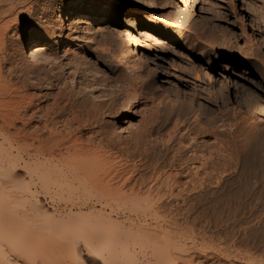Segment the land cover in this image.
I'll return each mask as SVG.
<instances>
[{"label":"bare ground","instance_id":"1","mask_svg":"<svg viewBox=\"0 0 264 264\" xmlns=\"http://www.w3.org/2000/svg\"><path fill=\"white\" fill-rule=\"evenodd\" d=\"M152 2L154 3V0L150 3ZM147 3L148 2H144L140 6H136L127 2V0H80V5L75 6L67 14H64L62 21L66 22L70 19V17H80V27L76 26L75 29L74 27H71L70 24L67 29L75 31L80 29L77 32H80V38H82V36L85 34H90L93 24L100 22L103 18H105V20L106 18L111 19L112 24L118 26L121 24V17L126 18V16L129 14H132L135 17L144 16L143 11L147 10L145 9ZM107 5H110L108 6L110 7L109 9L105 8ZM148 5L151 7L153 6L149 3ZM32 9V7L29 8V10L34 12V9ZM203 18L206 17L204 16ZM66 27L67 26H65V28ZM60 28L64 29V27ZM6 31L5 27L4 29L0 28V44H3L4 42ZM50 32L51 35L46 38L28 41L26 47H19L25 62L44 60L51 51L55 50V48L61 44L58 37L60 34H57L56 32L52 33V30ZM263 38L262 41L264 40ZM194 40L195 39H193V41ZM202 41H204V39H202ZM259 41H261V38ZM206 42L207 47L209 45L212 49L219 45L216 41L214 42V39H208ZM193 46L195 49L201 48V44L199 42H195ZM88 47L89 46L87 44L80 42V54L83 55L85 52L84 48ZM232 55L217 54L216 56H213L211 53L208 57L212 58L215 64L219 65L220 59L223 57H225L227 60L234 59V56ZM82 57L84 56H80V65L83 64V66H85L82 62L84 61V58L82 59ZM199 59L203 60L204 57L199 56ZM125 60L120 62L123 69L119 70L120 67L118 69L121 72L120 84L117 83L118 86L116 84L111 85L113 83H109L111 85L110 86L107 85L106 82H104L106 83L105 85H102L99 82L100 79L95 77L98 79V83H100L98 85H102L99 87L91 71V78L92 80L94 79V83L89 82L91 79L89 76V80L87 79V76H83L86 80H88V82L84 78H80L81 80L84 79L88 84L84 86L86 88H83V91L80 90V95L82 93L83 94L82 97H80L82 103L79 101L81 104H77L78 109H81L79 110V113L77 108L75 109L77 110V113L74 111V114L71 115V117H69V115L64 112L69 117L68 119L66 117L65 120V115L62 113V115H64L62 116L59 110L65 111L66 107H63L64 109L61 108L63 106L62 104V106L57 107V104L59 103L58 100V103L55 101V104L57 103L56 105H53L54 102H52L51 107L48 108L52 109L55 108V106L59 108L55 109L60 113L58 111L56 112L59 113H57L59 116H62L60 119L62 120L63 118L64 121L62 120L63 122H61L55 119V115L57 114H54L55 118H53V114L46 115L47 119L45 123L42 122V127L43 130L45 129L44 131H46L47 135L44 134L45 132H43L44 135L40 133L43 130L42 127H37V122L34 124L37 128H32L33 130L30 134L28 133V135L26 133L22 134L21 132H17V134L14 135L10 132H5L6 126L0 127V264H19L17 261L11 259L14 256H8L11 255L10 253L13 252V250V253H16L15 258L17 256L16 259L19 258L18 260H21L23 257V259H26V261L29 260V263L32 261V264H178L179 261H193L192 259L190 261L191 254L187 255L188 257L190 256L189 258H187V256L185 258V255L187 254L186 250L188 249L186 248L187 243L183 240L185 238H183V236H185V233L182 234L183 232L181 233L182 236L178 234L175 235V237H172L170 235L172 234V231L170 233L166 228L161 231H158V228H156L157 231L156 229L154 230L156 232L151 230L148 231L147 228L146 231L144 230L145 226L143 227L142 225L137 226L140 227L139 229L131 228L132 225L128 226V228H125L121 226L119 221L112 220L108 216H99V218H96L95 214L94 217L91 212H88V215H92L95 218L94 220H91L92 217H85L87 213H83L82 211L81 213H83L85 216L82 215L84 219H82V217L80 220V210L78 212H73L74 215L72 212L69 213L71 211L69 210L67 214H63L61 218L62 220L60 221L57 220L59 218L57 217L58 215L56 216L57 219L55 220L62 227L65 225L63 222L68 225L67 227L63 228L59 225L61 230H65L63 232L65 235L61 237L60 235H62V232L59 236L56 234L59 237V239L57 237L56 240H52L53 237L50 238L51 235L53 236V234L50 233V235H47L44 231L45 235L49 236V238L46 237V239L52 240V243H50V240L49 243L41 241L38 242L37 240L32 241L33 237L31 236H35L36 233L33 231L35 229V231L38 233L39 230L36 228L43 226V223L41 224L42 226L39 225L43 219L36 221L31 218L33 221H40V223H35L36 228H32V224H27L31 226V229L29 226L28 227L30 230L33 229L32 231H26L22 227V230H17L20 228L18 226H25L26 224L24 223H27L26 219L22 220L21 217V219L18 218L22 213H24L22 210L25 209H22V207L25 204L30 203L34 210L37 209L35 211H40L42 206H38L37 203H40L41 196L50 197L51 200L61 198L64 200L63 198L68 197V199H70L72 195L79 197L81 193L79 195H74L75 191L76 193L78 192L77 190H80L82 193H84L80 195L81 197L87 195L88 197L93 198V196H95L96 198L98 197L100 199H104L105 201H112L114 203H118L119 205H124L132 212L143 211L146 213L150 207V209H152V205L154 203L162 199L176 201L183 200L191 202L192 200L222 198L224 201L228 200L229 202L227 201V203H230L231 199H235V197H239L244 201L252 199L256 202L254 209H251H253V212L257 214V223L259 224L257 229L259 230L258 234L260 233V239L258 241L261 242V240H263L261 230L264 225V138L262 137V132L259 133L260 130H257L256 126H254L255 124L252 125L249 123V126L247 127V133L244 135L245 137L242 136L243 138L240 137L241 139H238V137L241 135V131L239 134H237V123H234L232 119H229L228 115L226 117L225 114L220 118H218V116L215 119H211V122L208 123V125H203L202 121H199V118H197L198 120L195 119L193 122H191V124H194H188V126L190 125L191 127L187 126L188 128H186L184 122L181 125V122L179 121L182 119L180 114L183 115V110L182 113L180 111L181 107L180 109L179 105L178 107L177 105H173L171 107L173 103H170L168 105H170L171 108H169L167 105H165L166 103L164 104V100H161V97L163 96L160 95L163 93L162 89L160 90L158 88L154 80L156 77L153 78V76H155L154 72L153 76L150 74V72L149 74L151 76H148L147 73H144L148 76L146 78L145 75L141 74L142 72H140L142 68L139 70L138 66L136 67L134 62H132L134 64L131 63L130 59H128L126 62ZM190 60L191 61L188 63L190 64L188 66V68L190 67V70L188 69V76H191L190 74L193 72L198 74L199 71L196 70L203 67L202 61L196 60L195 58H191ZM231 60H229V62H231ZM81 67L82 66H80V70ZM85 71L80 72L84 73ZM150 71L152 73L153 70L150 69ZM212 71H216V68L213 67ZM90 72L88 71L89 74H91ZM202 72L200 73L203 74ZM244 72L248 77L253 76L254 73H257L259 77L261 76L262 79H264V70L258 71L252 69L249 72L244 70ZM196 73L193 74L196 75ZM85 74L86 73L83 75ZM118 76L117 78H120ZM213 78L211 77V80ZM183 81L188 82L186 79H182V83ZM257 82L262 85L260 81L257 80ZM230 85L231 84L229 80L215 78L210 87L207 88L211 100L213 99V101H216L218 98H220V100L223 99L227 101L229 98ZM114 86H117L118 88H113ZM183 87L186 89L185 84H183ZM168 89L163 92L168 91ZM202 90L204 89L202 88ZM257 90L258 89L255 90L253 88L251 91L248 89L239 90L243 96H246L244 101L248 109L251 111L254 107L259 105L260 101H262ZM14 92L15 95H17L16 91L6 90L5 86H0V103L2 102L5 104L4 102H6L12 106L14 104L25 102L27 95L22 93V95H19L21 96L19 99L17 98L18 96H14ZM196 93H199V91ZM46 94L45 96L49 95ZM60 95L61 94H59V96ZM62 95H64V93ZM31 96L33 95H30V97ZM65 96H63V98ZM67 97L70 98L69 96ZM67 97L64 99L68 100ZM159 97L161 99H159ZM59 98L61 99L62 96ZM71 98L73 99V97ZM29 99L33 103L32 99L35 98ZM238 101L240 102L239 99H237V102ZM122 102L123 104H126L124 110L125 112L121 110L123 108H120V104H122ZM27 103L25 102L26 105ZM70 103L72 104L71 101ZM76 103L78 102L76 101ZM76 103L74 102V104ZM29 104L31 105L30 102ZM65 104L67 106L69 103L66 102ZM162 104L165 107L167 106L169 110L171 109L170 112L165 116L162 114V112H164L163 110H165L162 108ZM80 105L81 108H79ZM69 107H71L70 104ZM200 107L201 106L199 105L198 108ZM25 108H27V106L24 107V109ZM35 108L36 110L40 109L36 107V104ZM135 108L139 109L137 110L138 113H140L139 115H141V120L139 118V122H135L133 119V116H136L137 113L135 112ZM200 109L203 108L201 107ZM35 111L32 115L36 114ZM47 111L49 112V110ZM47 111H45V113ZM166 111L167 110H165V112ZM68 114H71L70 111ZM15 115L18 117L17 115H19V113L17 112ZM124 115H127L128 117L127 122L124 120ZM5 116L1 115V117L4 118ZM59 116L57 118H59ZM175 116L176 118H174ZM12 117L14 116H11V118ZM20 118L23 119V117ZM37 118L33 119L37 120ZM39 118L38 120L41 121L42 119ZM44 118L45 114L43 119ZM26 120L27 119H25V121ZM173 120L175 122H173ZM26 123L23 124L25 125ZM166 129L169 130L167 131ZM29 131L30 130H28V132ZM165 131L167 132L166 134L163 133ZM24 132L26 131L24 130ZM225 136L228 137V140L224 138ZM23 137L31 139L33 142H31L32 150L28 151L22 149L24 146L21 148L20 144L18 145V142H20ZM25 138H23L22 141H24ZM152 157L153 160H151ZM20 165H22L23 168L25 167L27 173L29 174V178L25 179L22 177V179L19 177V180L22 179L20 183H16L18 179H16V181L13 179V181L16 183V185L13 184L14 186L10 185L12 183L9 184V182L13 181H7V184L10 185L9 187L13 188V190L10 188L9 190L8 185L5 184L6 181L4 180V182L2 177H7L9 173H12L11 171L20 168L18 167ZM142 167L150 168V171L153 175L152 177L149 176L151 179L147 177V179H149L147 180L146 177L143 176L144 173L142 172L143 169L141 170ZM9 176L12 177V175ZM162 185L165 186L164 189L162 188ZM215 188L220 189V193L217 190L214 191ZM7 189L9 191H7ZM88 197L85 198L88 199ZM77 199L79 200L80 198ZM241 200L240 202H242ZM136 212L134 214H136ZM46 213L47 211L44 214L41 213L42 216L36 213V216L38 219L39 216L42 218L43 216L48 217V215H45ZM75 213H79L80 216H77L78 214L76 215ZM99 213H97V215H99ZM103 214L102 212L100 213V215ZM108 214L111 215V212ZM244 214H246L245 211L243 215ZM1 215H5L4 218L11 215V222H5ZM15 215L19 216L17 217ZM46 217L44 220H46ZM51 218H53V216ZM189 218L190 217L188 216V219ZM7 219L9 220V218ZM19 219L24 223L21 222L22 225L16 224V226L14 223L16 220L19 221ZM185 219L183 221H185ZM70 222L74 223L69 224ZM8 223L10 224L8 225ZM29 223H31V221ZM53 224L57 223H54L53 221ZM118 226L125 229L120 228L122 229L120 230L118 229ZM53 228H51V230H53L52 233L54 232L55 234L57 231L55 232V228ZM17 232H21L22 234H20V236L23 235V237L21 236L20 238V236L17 235ZM28 232H32L34 235L27 234ZM38 234L40 235V233ZM39 235L36 239L39 238ZM45 235L42 236L41 239L39 238V240L43 241ZM6 246L9 247L7 248ZM201 246L203 247L204 245ZM6 248L8 251L11 249L12 251H10L8 254ZM197 248L199 247L197 246ZM203 248H206L207 251L206 246ZM203 248L200 247V251H202ZM206 251H204V253ZM183 252L186 254L183 255ZM259 253L260 257L264 254L262 252ZM260 259H262V257ZM259 262H257V264ZM261 263H263V261H261L260 264Z\"/></svg>","mask_w":264,"mask_h":264},{"label":"rangeland","instance_id":"2","mask_svg":"<svg viewBox=\"0 0 264 264\" xmlns=\"http://www.w3.org/2000/svg\"><path fill=\"white\" fill-rule=\"evenodd\" d=\"M151 1L153 0H127V2L136 6H140L144 2H148L153 6L151 7L150 5H148V3L147 5L145 4L146 6L144 5L146 7L145 9H147L143 11L144 16L135 17L132 14H129L126 16V18L121 17V24L118 26L113 25L111 19L106 18L105 20V18H103L100 22L93 24L90 34L87 33L82 36V38H80V32H77L80 29L76 31L67 29L70 24L71 27L74 28L76 26L80 27V17H70L68 21H62V17L64 14H67L75 6L80 5V0H0V28L4 29L5 27V31L7 30L4 42L3 44H0V86H5L6 90L16 91L17 95H15V92L13 94L15 97L18 96L17 98H21V96L19 95H22V93L27 95L28 98H26L25 100L26 103L28 102L27 105L23 101L22 102L25 105L23 103H19L10 106L6 102H4L5 104L1 102L2 105L0 103V127L6 126L5 132H10L14 135H16L17 132H21L22 134L26 133L28 135V133L30 134L33 129L42 127V122L45 123L47 119L46 115L53 114V118L56 117L55 119L63 122V118V121L60 119L62 116L65 115L66 120V117L67 119L71 117V115L74 114V111L75 113H77L78 110L79 113V110H81L77 107L82 103L80 97H82L83 93L81 95L80 93L81 91H83V88H86L84 86L88 84L87 82L89 80V77H92V73L97 85L100 83L102 85H105L106 83L107 85H110L111 83H113L111 85L116 84L118 86L117 83L120 84L121 79V72L119 70L123 69L120 62L125 59L126 62L128 59H130L131 63L134 62L136 67L138 66L139 70L142 68L140 70V72H142L141 74L147 73L148 76H153L154 72L155 76H153V78L156 77V79L154 80L158 88L160 90L162 89L163 93L162 95H160L163 96L161 97L162 99L160 97L159 99H161L162 101L164 100V104L166 103L165 105H167L169 108H171L173 105H177V107L179 105V109L181 107L180 111L182 113L183 110V115L180 114V117H182V119H180L179 121L181 122V125L184 122L186 128L190 126H188V124H191V122H193L197 118H199V121H202L203 125H208V123L211 122V119H215L218 116V118H220L225 114L226 117L228 115L229 119H232L234 123H237V134H239L241 131V135L238 137V139H241L240 137L244 136L247 133V127L249 126V123L252 125L255 124L254 126H256L258 131L260 130L259 133L262 132L261 134L264 138V79H262L261 76L259 77L257 73H254V75L252 74L254 77H248L244 72V70H247L249 72L252 69L258 71L264 70V40L262 41V38L264 37V0H154V3L152 2L153 4L150 3ZM108 6L110 5H107L105 8L109 9L110 7ZM28 7H32L34 9V12L29 10ZM204 16L206 18H203ZM65 26L67 27L65 28ZM60 27H64V29H61ZM50 29L52 30V33L56 32L57 34L61 35V37L60 35H58L61 44L56 47L55 50L51 51L46 59L25 62L21 55L22 52L19 49L21 47H26L28 41H35L37 39H43L50 36ZM212 38L214 39V42L216 41L219 44L213 49L209 45L208 47L210 48H208L206 42V40L208 39L213 40ZM260 38L261 41H259ZM193 39L195 40L193 41ZM202 39H204V41H202ZM80 42L89 46L88 48H84L85 52L84 54L82 53L83 55L80 54ZM195 42H199L201 44V48L195 49V47L193 46ZM214 49L216 50V52ZM211 53L213 54V56H216L217 54H233L232 56H234V59H229L231 60V62H229V60L223 57L222 59H220V63L218 65L215 64L212 58L208 57ZM80 56H84L82 57V59L84 58L83 60L85 62H82L85 66H83V64L80 65ZM199 56L204 57V59H199ZM191 58L202 61L203 67L197 69L196 71H199V73L203 71L202 73L205 76L201 73H198V75L196 72H193L196 73V75L193 73L190 74L191 76L187 75L190 70V67L188 68L190 64L188 63L191 61ZM80 66H82L81 70ZM213 67L216 68V71L214 72L212 71ZM150 69L153 70L152 73ZM80 71H85L84 73L86 74L83 75L84 73H81ZM88 71H91L92 73L90 72L91 74H89ZM149 72L151 75L149 74ZM116 75L120 78H117ZM147 75H145L146 78L148 77ZM197 75L201 78H198ZM83 76H87L88 80H86ZM95 77L101 80H99L100 83H98V79H96ZM211 77L214 78L211 80ZM80 78H84L87 82L84 79L81 80ZM215 78H223L225 80H229L231 85L229 90V98L227 99V101L223 99L220 100V98H218V100L216 101H213V99L211 100L207 88L210 87ZM182 79L188 80L189 83L184 81L182 83ZM91 80L92 78L89 82L92 83L93 80ZM257 80L260 81L262 85H260ZM183 84L186 85L187 90L185 89V87H183ZM102 85L98 86L101 87ZM117 86H114L113 88H118ZM202 88L204 90H202ZM252 88L255 90L258 89L257 91L259 92L260 98L262 99V101L260 102L262 103L259 102V105H257V107H254L251 111L250 109H248L244 101L246 96H243L242 93L239 92V90L248 89L251 91ZM167 89L168 91L163 92ZM198 91L199 93H196ZM62 92L64 93V95H62ZM46 93L49 95L45 96ZM59 94H61L60 96H62V98L63 96H65V94L66 96L64 98H66L67 96H69L70 98L67 97L68 100L61 98V100L59 98ZM164 94L166 97L164 96ZM30 95L33 96L30 97ZM71 97H73L74 100ZM29 98H35L32 99L33 103ZM237 99H239L240 102H237ZM57 100L59 101V103H61L59 104ZM55 101H57V103L59 104L58 105L56 103L57 107L63 105L61 108L66 107V110H59L61 112L60 113L55 109L57 108L55 106V108H50L52 110L51 111L48 107H51L52 102H54L53 105H56ZM63 101L68 102L71 107H69V104H67V106L69 107L68 108L65 104L66 102ZM70 101L72 102V104L70 103ZM76 101L78 103H76ZM79 101H81V103ZM29 102L32 106L29 104ZM74 102L76 104H74ZM170 103H173L171 107L170 105H168ZM35 104L36 107L40 108L41 110H36ZM15 105H19L20 107ZM120 105V108H123L121 110L124 111L126 104H123L122 102V104ZM199 105L203 109H200L201 107L198 108ZM26 106L27 108L24 109V107ZM162 106L163 109L167 110L166 112L165 110H163L164 112H162V114H164L165 116L170 112L171 109L169 110V108L167 106L165 107L163 104ZM76 108L77 110H75ZM79 108H81V105L79 106ZM137 109L138 108H135V112L138 113L139 109ZM47 110H49V112ZM34 111L37 114H35L36 117L35 115H32L34 114ZM45 111H47L48 113L46 112V114ZM56 111H58L61 115L62 113L64 115L59 116V113ZM66 111L68 113L70 111L71 114H68ZM17 112L19 113V115H17L18 117H16L15 115ZM64 112L69 115V117ZM137 113L136 116H133L135 122H139V118L141 120V115H139L140 113ZM20 114H23L24 116ZM44 114L45 120L43 119ZM54 114L57 115H55L54 117ZM1 115H6L5 118L7 119V121L4 117H1ZM11 116L14 117L11 118ZM37 116L42 120H38ZM58 116L59 118H57ZM15 117L18 119H16ZM20 117H23V119ZM33 118H37V120H34ZM174 118H176V116ZM25 119H27L26 121L28 124L26 123ZM124 120L125 122H127V115H124ZM174 120L173 122H175ZM36 122L37 127H35L36 125H34ZM23 123L26 124L24 125ZM23 129L26 132H24ZM28 130L30 131L28 132ZM44 130H40L41 132H39L42 135H47L46 131ZM166 130L168 131L169 129ZM43 132L45 133L43 134ZM163 133L166 134L167 132L165 131ZM23 138L20 140L21 143L18 142V145L20 144L21 148L23 146L25 147H23L22 149L28 151L32 150L31 139L25 138V140H28H24V142L22 141ZM224 138L228 140V137L225 136ZM151 160H153V157ZM21 166L22 165L18 166L20 168H17L11 171L12 173H9V175H12V177L9 175L7 176L8 178L6 176V178L2 177V180H5V184L8 185V189L10 188V185L14 186L13 184L16 185V183H20L23 178H29L27 170L25 169V167L23 168V166L22 169ZM141 170L144 173L143 176L146 177V179L147 177L150 178L149 176H153L150 168L142 167ZM19 177L23 178L19 180ZM13 179L15 181L16 179H18L19 181L17 180L15 183ZM7 181L13 182H9V184L12 183L9 185L7 184ZM164 187L165 186H163L162 188L164 189ZM8 189L7 191H9L10 189L13 190V188H10L9 190ZM215 190L219 191L220 189L215 188L214 191ZM77 191L78 194L75 191L74 195H79L80 193V195L84 194L80 190ZM80 195L79 197H75L72 195V198H63L64 200H62V198L51 200L50 197L41 196V204L37 203L38 206H42V208L40 207V211H35L37 209L34 210L30 203L25 204L24 202L25 205L22 207V209L25 210H22L24 213L21 214L23 216H15H17L18 218L21 217L22 220L26 219L27 223L22 222V220L20 221L21 218L19 219L20 222L16 220V222L13 223L15 225H22V223L26 225L32 224V228H36L35 223H40V221H36L42 219L44 220L46 216H43V218L40 216H42V214L47 211L45 215H48V217H46V220H42L39 224L41 225L43 223V226L41 225L42 227L39 226L36 228L40 231H38L40 235L34 229L33 232H36L37 236L36 233L35 236H30L33 237L32 241L37 240L38 242L41 241L45 243H49L51 241L50 243H52V240H56L61 232V237L65 235L63 233L65 230H61V228L59 227L60 224H58L55 219L59 217L57 220H62L61 218L63 214H67L69 210H71L69 213L78 212L80 210V213L81 211L83 213H87L86 216L83 213H81V216L79 213H75L76 215L78 214L77 216H80V220L83 216L87 218L92 217L91 220H94L95 216L96 218H99V216H108L112 220L119 221L121 226L125 228H128V226L131 225H135L134 227L131 226V228L133 229H139L140 227H137L139 225H142L143 227L145 226L144 230L146 231L147 229L148 231H154L156 228H158V231H161L166 228L168 232L171 233L172 231L173 235L170 234L172 237H175V235L178 234L182 236V234L185 233V236H183V238H189L182 239L187 243L186 248L188 250H186L187 254L183 252V255L186 254V258L187 255L191 254V257L189 256L190 261L191 259L193 261H179L178 264H257L259 260L260 262L263 261V263L261 264H264V254L261 255L263 260L260 259L261 257L259 256V252L264 253V225L261 230L263 240L259 242L258 240L260 239V233L258 234L259 230L257 229L259 224L257 223V214L253 212L254 206L256 205L255 200L249 199L247 201H244L239 197H235V199L233 198L234 200L231 199L230 203H227L228 200L224 201L222 200V198L192 200L193 202L162 199L154 203L152 205V209H150V207L146 213L143 211L132 212L128 207H125L124 205H119L118 203H114L112 201H105L104 199H100L98 197L97 199L95 196H93V198H90L87 195H84L83 198ZM85 197H88V199ZM77 198L80 199L78 200ZM240 200L244 203V205L242 202H240ZM91 209L94 213L91 211ZM172 210L175 212H173ZM98 211L100 213L102 212V214L106 213L107 215H100ZM244 211L247 215H243ZM26 212L28 215L26 214ZM88 212H91L93 216L95 214V216L93 217L92 215H88ZM110 212L111 215L108 214ZM135 212L136 214H134ZM36 213L40 215L39 219L36 216ZM97 213H99V215H97ZM1 216L5 222H11V215H7L8 217L6 218H4L5 215ZM52 216L53 218H51ZM188 216L190 217L189 219ZM7 218H9V220ZM31 218L36 221H33ZM82 219H84V217ZM184 219L185 221H183ZM28 221H31V223H29ZM53 221L58 225L53 224ZM74 222H70L69 224ZM9 224L10 223H8V225ZM63 224H65L63 227H67L68 225L64 222ZM26 225L18 226L20 228L17 229V227L16 229L22 230V228H24V230L29 231L31 229V226ZM28 226L30 227V229ZM49 226L51 228L54 227L55 232L57 231L59 234L57 232L55 234L54 232L52 233L53 230H51ZM122 227L118 226V229ZM56 229H58L59 231ZM44 231L47 235H50V233L53 234V236L51 235L50 237H53L52 240L46 239V237L49 238V236H46ZM21 232H17V235L20 236V234H22ZM27 234L34 235L32 232H28ZM38 235L40 239L45 235V237L43 238L44 240H39V238L36 239ZM21 236L23 237V235ZM201 245L206 246L207 251L206 248H203L204 246L202 247ZM197 246L199 248H197ZM6 247L8 248L9 246ZM200 247L203 248L202 251H200ZM7 248L6 250L8 251ZM10 251H12V249ZM10 251H8L7 253L9 254ZM204 251H206L208 254L206 252L204 253ZM13 252H11V255L8 256H14L11 259L17 261L19 264L33 263L32 261H30L29 263V260L26 261V259H23V257L21 258V260H18L19 258L16 259V253ZM189 257L187 256V258ZM260 262L258 264H260Z\"/></svg>","mask_w":264,"mask_h":264}]
</instances>
